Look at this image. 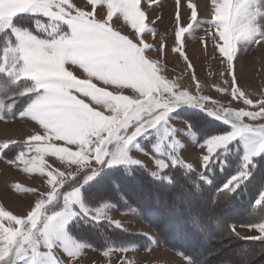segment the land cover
I'll use <instances>...</instances> for the list:
<instances>
[{"label": "snow or ice", "instance_id": "6c2138e0", "mask_svg": "<svg viewBox=\"0 0 264 264\" xmlns=\"http://www.w3.org/2000/svg\"><path fill=\"white\" fill-rule=\"evenodd\" d=\"M183 6L176 0L173 51L191 70L187 86L180 82L182 77L168 78L159 57L149 56L153 45L144 36H155L156 29L142 0H0V121L18 115L34 125L26 140L0 141V159L25 173H41L50 188L34 202L29 200L19 214L0 206V264H80L92 246L75 239L71 226L107 222L121 228L109 211L116 206L113 200L130 208L131 194L124 184L144 202L155 204L162 217L191 225L180 234L182 241L218 231L221 241L232 236L264 243V220L244 225L259 235L242 238L235 225L228 226L226 234L224 229L237 189L251 174L249 166L255 168L254 158L264 152V99L250 98L234 73L241 48L264 49V0H211L210 19L202 22L197 20V4H188L192 21L214 29V49L232 76L229 102H242L238 107L199 94L194 66L183 51L184 34L193 27L181 23ZM204 6L209 7L207 0ZM121 20L122 27L133 30L130 34L116 27ZM164 47L161 44L159 51ZM215 91L227 98L229 88L216 86ZM181 104L199 106L229 124L230 130L197 142L192 124L170 115ZM192 142L204 151L195 165L186 162ZM236 151L241 152V162L220 183L213 170L223 171L226 157ZM45 156L56 157L66 170L52 167ZM196 166L203 170L197 172ZM66 186L71 190L61 191ZM16 191L21 189L17 186ZM261 204L264 190L255 201ZM140 235L159 246L155 236ZM137 247L108 246L102 255L108 258ZM176 254L181 264H205L207 259L197 258L195 245L191 254L179 249ZM262 254L233 250L231 257L216 264H252ZM109 264L135 262L117 257Z\"/></svg>", "mask_w": 264, "mask_h": 264}, {"label": "rangeland", "instance_id": "374dc122", "mask_svg": "<svg viewBox=\"0 0 264 264\" xmlns=\"http://www.w3.org/2000/svg\"><path fill=\"white\" fill-rule=\"evenodd\" d=\"M142 2L144 8L148 9L149 20L154 21V24L150 26H154L156 29L155 36L151 33L144 36L145 42L153 45L152 49L148 52L149 56L153 59L159 57L161 65L166 70L165 75L168 78L178 79L182 77L180 82L186 86L189 85L191 70L186 67L187 61L181 57L179 52L173 51L177 27L175 21L176 0H142ZM182 3L184 6L180 10L181 23L184 26H187L189 23L193 25L190 32L184 34L183 51L188 61L194 66L195 75L201 86L199 94L207 95L224 106H240L242 102H229L232 76L228 75L225 71L222 58L214 49V42L210 35L214 29L210 28L207 23L197 24L196 21L191 20L188 4H197V20L202 22L210 19L211 0H207L209 5L207 9L204 6L205 0H182ZM122 25V20L116 25L122 31V34H130L133 31L130 27H122ZM161 44L165 46L163 51H159ZM66 67H68V70H73L72 66ZM221 73H224V75L222 76ZM234 73L238 86L250 93V98H254V100L264 99V95H262L264 94V49L255 45L246 51L241 48L238 57L234 60ZM74 74L79 76L80 72L75 71ZM225 80L228 81L227 84L224 83ZM196 83L197 81L191 83L194 91ZM216 86L229 88L227 98L226 94L215 91ZM108 90L112 89L109 88ZM170 115L179 121L191 123L197 142L202 143V140L208 136L230 130L229 124L224 123L221 119L214 118L197 105L181 104ZM174 126L178 128L184 127L182 123H176ZM33 132V122L23 120L18 115L8 118L7 121H0V141L5 139L23 141L27 139L29 134H33ZM57 143L62 144L63 142ZM32 154L29 153V155ZM203 154L204 151L195 142H192V152L187 155L186 162H191L195 165V161L202 157ZM140 158L144 159L143 154H140ZM150 159L151 156L147 157L146 161ZM44 160L52 167L66 170L60 167V161L56 157L45 156ZM226 160L227 163L224 165L223 171L219 168H214L213 170V176L220 183H223L229 176L235 173L241 162V152L230 153L226 157ZM254 160L255 168L249 166L251 174L240 188L237 189L239 195H236V199L227 214V220L224 225L225 234L228 226L235 225L236 232L242 238L259 235L255 230L244 226L264 220V204L260 206L255 205L259 193L264 190V181H262V177H264V152H261ZM47 170L45 169V172ZM202 170V168L196 166L197 172ZM104 171L110 170L105 169ZM46 181L47 177L42 176L39 172L25 173L19 168L7 164L4 159H0V206L4 207L5 210L12 211L13 214L21 213L29 200L34 202V198L38 197L41 191L45 189L50 190ZM17 186L21 191H16ZM87 187V184L84 185V188ZM123 187L125 192L131 194V199L129 200L130 208L123 206V202L117 203L116 200H113L112 202L116 206L109 211V215L113 220L121 222V228H115L114 225L108 226L107 222H103L98 226L91 223H79L78 225L71 226V234L75 239L92 246L85 251L80 264H109L110 259L116 260L117 257L120 260H132L135 264H181L180 258L176 254L177 249H181L179 247L177 249L171 248L168 241L161 239V234L157 233L159 228L156 224H160L168 219L162 217L161 213L157 212L159 209L155 204L144 202L145 204L142 207L143 197H139L128 184H124ZM28 188H35L36 192L23 191V189ZM70 190L71 188L67 186L61 189V191ZM245 195L247 196L245 197ZM84 203L88 205L94 204V202L89 200H85ZM146 204L148 206H145ZM140 209L142 210L140 211ZM145 209L147 212L152 211V216L149 220L141 213ZM178 219L185 222L180 218ZM151 224H154V226H151ZM141 233L155 236L159 242V246L151 245L149 241L140 235ZM192 236L189 237L194 242L188 248L190 250L188 252L191 254L193 252V245H195L198 251H203L201 258L207 257L205 264H216V261L221 258H229L232 256L233 250L241 254L250 253L253 250H259L261 253H264V243L258 240H238L232 236H226L221 241L218 231L205 235L206 241L204 243L202 242L204 240L202 235ZM172 237L177 239L176 235H172ZM132 243L138 245L134 251L127 253L113 252L108 258L102 255L103 250L108 246L120 247ZM200 247L201 249H199ZM212 251L215 254L208 255ZM236 258L240 259L239 256ZM245 264H247L246 261ZM252 264H264V254L257 256Z\"/></svg>", "mask_w": 264, "mask_h": 264}, {"label": "trees", "instance_id": "16d2710c", "mask_svg": "<svg viewBox=\"0 0 264 264\" xmlns=\"http://www.w3.org/2000/svg\"><path fill=\"white\" fill-rule=\"evenodd\" d=\"M230 155V154H229ZM247 194V193H246ZM247 195H245L246 197ZM140 197V195H139ZM244 197V198H245ZM243 198V199H244ZM144 201L143 203H141V206H144ZM145 206H148L147 204ZM142 209H140L141 211ZM158 213H160V210L157 211ZM142 215L149 220L150 217L152 216V211L147 212L146 209L143 210V212H141ZM147 213V214H146ZM156 224V223H155ZM154 226V224H151V226ZM156 226L159 228V231H157V233L160 235L161 234V239H165L168 241V243L170 244L171 248H175L177 249V247H179L181 249V251H184L186 255L190 254L188 251H190L188 248L191 247V244L194 241H191V237H189L186 241H182L180 240V234L181 233H185L188 231V229L191 228V225L187 224L186 222H183L181 220H179L178 218L176 219H168L167 221H164L160 224H156ZM96 234L99 235V233L96 232ZM172 235H176V238H173ZM192 236V235H190ZM196 236V235H194ZM193 237V236H192ZM202 237L204 238V240L202 241L203 243L206 241V237L205 235H202ZM173 240V241H172ZM176 240V241H174ZM200 242V241H199ZM199 244V243H198ZM201 245V244H200ZM201 249V247L199 248ZM203 255V251L201 252V250H199V255L197 256V258H201Z\"/></svg>", "mask_w": 264, "mask_h": 264}]
</instances>
